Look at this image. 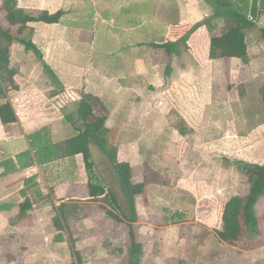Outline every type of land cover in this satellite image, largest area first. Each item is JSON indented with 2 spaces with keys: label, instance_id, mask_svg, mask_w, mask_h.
Wrapping results in <instances>:
<instances>
[{
  "label": "crops",
  "instance_id": "crops-1",
  "mask_svg": "<svg viewBox=\"0 0 264 264\" xmlns=\"http://www.w3.org/2000/svg\"><path fill=\"white\" fill-rule=\"evenodd\" d=\"M8 1L0 0L1 11L6 12L5 5ZM85 1L18 0L20 6L30 13L48 11L53 14L63 11L65 16L59 24L30 25L34 28L33 42L43 55L41 62L45 61L52 71H38V67H35L34 71L16 69L15 81L19 89L9 92L6 98H0V106L11 99H20V102L13 106L18 121L5 125L0 119V221L9 224L12 229L18 227L16 229L19 232L25 233V229L26 231L29 228L34 229V234L41 240H48L49 248L52 247V257H55L54 253L66 245V236L57 232L52 222L55 216L53 209L77 199L76 190L78 186L88 185V175L82 155L76 156L73 160L59 159L39 165L29 137L43 128L47 129V135L53 143L73 137L76 131L72 124L77 119L78 103L85 94L98 97L109 110L104 138L107 141L113 138L127 141L122 147L116 145L118 158L131 165L134 181L139 179L141 183L147 184L149 177L152 178L157 173L160 176L162 165L171 162V159L174 160L178 152L182 151L180 155L183 154V158L175 161L178 164L176 174L172 177L169 174L172 186L154 183L146 185L147 220L148 216L159 214L164 221L167 219L163 217V214L166 215L165 212L170 213L174 218L181 214L184 219L187 204L195 203L194 209H198L196 218L206 217L207 214L200 205L209 203L212 196H216L217 185L214 183L215 179L209 180L206 177L196 181V187H200V190L193 191V181L197 180L200 169L190 165L191 161L187 157L193 153L198 156V158L194 157L196 163L200 164L202 156L200 154L206 152L208 154L211 147L208 144L214 141L213 133L216 131L208 130L206 139L209 143L205 142L203 147L198 146L197 140L202 139L199 125L209 124L210 120L195 114L196 107L201 103L197 101L201 99L193 100L192 94L184 85V88L180 86L179 81L182 84L190 83L195 86V89L203 95L202 103L209 104L208 94L214 85L216 72L188 71L190 66H186L185 71H170L175 77L170 88L178 93L176 114L167 115V107H164L160 114L153 113L148 104L150 98L156 93H160L159 97H163L161 93L165 95L164 91L169 90L165 87V77H170L162 71L163 60L165 59L167 63L168 58L165 50L153 45L162 44L167 40L170 33L169 26L175 27L190 22L197 26V30L192 37L190 36L189 42L200 44L204 41L206 46L203 53L210 59L212 36L206 41V32L221 30L235 22L230 16L217 14V3L236 6L242 2L239 0H91L92 3L88 4V1L87 3ZM84 8H90L94 13L93 17L83 19L81 13L85 11ZM77 11L80 13L73 14ZM258 11L256 24L264 18V9L259 8ZM25 51L23 45L13 43L12 67L15 55L31 56L32 53L28 52L29 54L26 55L27 51ZM200 54V48L198 50L192 48L185 53L182 51L179 57L175 56L174 59L177 58L179 66L183 58L197 60ZM176 61L171 68L176 66ZM20 67L22 65H19ZM60 92L69 97L61 105V111H57V113L62 112L60 118L51 117L50 114L56 112L48 110L47 99ZM198 92L197 96L200 95ZM129 97L135 100H129ZM262 130L264 129H259ZM182 139L188 144V150L183 151L178 148ZM170 140L174 141V144L169 143ZM262 140L264 141V137ZM260 146H263L262 143ZM91 153L93 160L94 157L98 159L101 157L102 169L108 166L107 160L102 158L103 155L97 149L92 148ZM157 166L159 169L154 168ZM159 191L160 193H157ZM170 191H173L172 195ZM153 193L156 195L153 196ZM168 196H172L183 206L168 212ZM20 205L27 208L21 211ZM157 205L162 213H158L159 210L155 209ZM97 218L98 215L90 220ZM21 223L27 225L20 228L18 225ZM84 223L88 225V221ZM177 226L179 230V224ZM195 234H192L193 238ZM181 239L180 243L183 244L187 243L185 240L192 238L183 235ZM142 246L143 264L146 251L144 245ZM36 250L42 251V248L36 247ZM262 250H257V254H260V251L262 253ZM258 257L257 264L263 263L264 260L258 262L264 258L263 253L259 259ZM190 263L195 264L193 261ZM179 264L186 263L181 259ZM203 264L211 263L204 261Z\"/></svg>",
  "mask_w": 264,
  "mask_h": 264
},
{
  "label": "rangeland",
  "instance_id": "rangeland-1",
  "mask_svg": "<svg viewBox=\"0 0 264 264\" xmlns=\"http://www.w3.org/2000/svg\"><path fill=\"white\" fill-rule=\"evenodd\" d=\"M87 1L88 4L92 3L91 0H86L85 2L87 3ZM82 5L85 7V3ZM84 10L81 13L83 19L93 17L94 13L90 8H84ZM79 13L78 11L73 12L76 15ZM5 16L6 12L1 11L0 7V22L4 21ZM186 23L190 24L191 27H195L190 22H184L178 26L183 27ZM261 28H264V18L262 21L257 22L256 28L248 30V57L244 60L211 61L203 53L206 46V43H203L204 41L200 44L189 42V39L197 29L189 35L182 51L185 53L192 50V48H195V50L200 48V58L197 60L183 58L179 66L178 61H176L177 58L174 59L175 56L170 58L167 55L169 58H167V63H165V59L163 60L162 65L164 68L162 71H167L169 65L171 66L176 61V66L170 68V71H185V67L190 66V69L187 67L188 71L216 72L214 85L209 91L210 94H208L209 104L202 103L203 95L195 89V86L190 83L182 84L180 81L179 85L186 87V90L192 94L191 98L193 100L201 99V101H197L201 103L200 107H196L195 114L207 117L211 123L203 126L199 125L202 139L200 141L197 140L198 146L203 147L205 142L209 143L206 139L209 133L208 130L215 129L216 131L213 133L214 141L208 144L211 146L208 154H206L207 152L200 154L202 155L200 164L196 163L194 157L198 158V156L193 155V153L187 157L191 161L190 165L200 169L197 180L193 181V191L194 189L195 191L196 189L200 190V187H196V181H201L206 177L209 180L215 179L214 183H216L217 189L215 191L216 196H212L213 198L209 200V203L200 205L207 215L199 219L196 218L198 209H194L195 203L194 205L187 204V213L184 219L174 218L173 215L165 212L167 216L163 214V217H167V219L164 221L159 214L157 216H148L147 220L145 213V206H148L147 195L137 196L138 221L132 227L136 234V240L145 247L146 254L143 264H179L181 259L186 264H191V261L195 264H203L204 261H210L211 264H257V257H261L262 253L264 255V197L259 200L256 206L260 226L259 233L249 235L235 246L224 244L217 234V230L221 229L219 221L221 206L226 204L230 198L245 197L249 193L250 186L242 172L241 163H264V141L262 140L264 130L259 131L260 128L264 129V103L262 100L264 94V38L260 32ZM172 29H174V26L168 27L169 31ZM221 30L206 32V41L208 37L218 35ZM27 54L29 53L26 52ZM41 61L43 60L34 53L31 56H20L18 54L14 56L13 67H16L18 71H31L32 69L34 71L36 70L35 67H38V71H52L45 64V61ZM19 65H22V67L19 68ZM172 74H169V78L165 77V87L169 88V90L164 91V93L166 92L165 95L161 93L163 97H159L160 93H156L150 98L148 104L151 106L153 113L160 114L163 108L167 107V115L175 116L176 114L178 93L170 88L173 81H175V77ZM197 92L200 94L199 96H197ZM64 95L65 93L60 92L54 96L51 95L47 99L48 110L56 112L55 114H50L51 117L60 118L62 115V112L57 113V111L61 109V105L66 101ZM128 99L135 100V98L130 97ZM13 100L11 99L10 102ZM213 103H215L214 107L212 106ZM205 105L209 106L205 107ZM102 111L104 114L105 112L109 113L107 107H104ZM78 121L77 115L75 122ZM212 124L214 125L211 126ZM78 125L81 124L78 123ZM72 127L74 129L73 124ZM108 142L118 150V147H122L127 141L113 138L109 139ZM170 142L174 144V141L170 140ZM261 143L263 146H260ZM178 148L185 151L189 149V146L182 139ZM181 152L179 151L177 156H173L174 160L171 159V162L162 165L160 176L158 173L154 174L152 178H148L147 184H143L148 186L154 183L155 185L168 184L172 186L173 183L169 174H171V177L176 174L178 164L175 161L178 158H183V154L180 155ZM99 155L101 154L99 153ZM100 158L94 157L95 171L102 178V181L106 183L108 190L114 192L117 196L121 202L122 211L128 214L129 209L113 168L108 163V166L102 169V159ZM102 158L107 159L105 156ZM157 167L154 168L159 169ZM134 182L141 183L139 179ZM76 193L77 199L65 204L66 209L71 213V231L62 233L66 236V245L54 253L55 257L51 256L52 247L49 248L48 240H41L39 236L34 234V229L29 228L28 231L25 229V233L19 232L16 229L18 227L12 229L9 224L0 221V264H78L76 256L82 259L81 264H128V251L131 243L129 237L130 223L123 218L120 214L121 212L114 209L106 198L91 199L87 186H78ZM157 193H160V191ZM172 193L173 191L170 195ZM154 194L156 195V193H153V196ZM168 198V212L175 211L174 209L177 207L181 208L182 203L175 200L172 196H168ZM157 206L155 207V209L159 210L157 212L162 213L159 205ZM58 208L53 209L55 212L54 218L59 215ZM202 209H199V211H202ZM106 210L119 214L123 220L121 222L113 220L108 216ZM97 215V221L90 220L97 217ZM149 219L151 222H149ZM81 221H88V225L84 222L81 223ZM52 222L54 224V220ZM178 224L183 228L182 230L180 227L178 230ZM26 225L21 223L18 226L22 228ZM56 230L61 234L59 229L56 228ZM193 233H196L194 238ZM198 233L200 234L198 235ZM183 235L190 236V239H192L185 240L187 243L181 244L180 241ZM36 247L42 248V251L36 250ZM257 250H262V253L260 251V254H257ZM261 260H264V258H261L258 262ZM261 264H264V261Z\"/></svg>",
  "mask_w": 264,
  "mask_h": 264
},
{
  "label": "trees",
  "instance_id": "trees-1",
  "mask_svg": "<svg viewBox=\"0 0 264 264\" xmlns=\"http://www.w3.org/2000/svg\"><path fill=\"white\" fill-rule=\"evenodd\" d=\"M239 1L242 2L236 6L222 2L217 3V14L230 16L234 18L235 22L224 27L218 35L211 38L209 52L211 60H244L248 57L247 32L256 28L257 12H259V8L264 9V0ZM5 11L4 21L0 22V98H6L9 92L19 89L15 81L17 70L11 65L13 43L17 42L23 45L27 52H32L43 60L41 51L33 42L34 28L30 25L32 23L59 24L65 16L63 11L54 14L48 11H41L37 14L30 13L19 5L18 0H9L5 5ZM195 29L197 26L191 27L188 23L184 24L183 27L176 26L170 31L164 43L153 46L165 50L170 58L178 56L182 52L183 45L187 42L189 35ZM260 32L264 38V28H261ZM170 68L169 65L165 71L167 76L170 74ZM262 100L264 103V94ZM103 108L104 106L98 97L85 94L78 103L79 121L73 123L76 131L73 137L53 143L47 135V129L43 128L29 137L30 144L39 165H45L59 159L73 160L78 155L83 156L88 175L89 197L91 199L106 198L114 209L121 212L123 218L130 223L129 237L131 243L128 251V264H142L143 246L136 240L132 225L138 221L136 198L146 194V185L134 182L131 165L128 162L120 161L117 148L110 145L104 138L103 134L106 131L105 124L108 117L107 113L104 114L102 111ZM0 119L5 125L18 121V115L10 101L0 106ZM92 148H97L112 166L128 206V214L122 211V205L117 196L108 190L106 183L96 173L95 162L91 153ZM241 166L250 186L249 193L245 197L231 198L221 206L219 212L221 229L217 230V234L222 242L232 246L241 243L251 234L259 233L260 226L256 206L259 200L264 197V163H241ZM20 207L22 208L21 211L27 208L24 205H20ZM58 211L59 215L53 219L54 226L61 233H69L71 231V213L68 212L65 204L60 205ZM106 211L113 220L119 222L123 220L119 214L110 210ZM176 218L183 219V215L180 214ZM76 259L78 264H81L82 259L78 256Z\"/></svg>",
  "mask_w": 264,
  "mask_h": 264
},
{
  "label": "built area",
  "instance_id": "built-area-1",
  "mask_svg": "<svg viewBox=\"0 0 264 264\" xmlns=\"http://www.w3.org/2000/svg\"><path fill=\"white\" fill-rule=\"evenodd\" d=\"M65 96V95H64ZM69 96L68 95H66L65 96V99L67 100V98H68ZM20 102V99L19 98H15L13 101H11V104L14 106V105H16L17 103H19Z\"/></svg>",
  "mask_w": 264,
  "mask_h": 264
}]
</instances>
